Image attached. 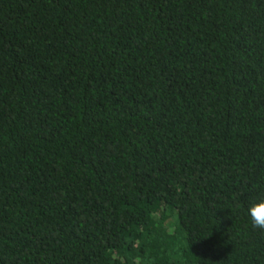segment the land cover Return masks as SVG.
I'll return each instance as SVG.
<instances>
[{
	"label": "trees",
	"instance_id": "obj_1",
	"mask_svg": "<svg viewBox=\"0 0 264 264\" xmlns=\"http://www.w3.org/2000/svg\"><path fill=\"white\" fill-rule=\"evenodd\" d=\"M264 0H0V264H264Z\"/></svg>",
	"mask_w": 264,
	"mask_h": 264
},
{
	"label": "clouds",
	"instance_id": "obj_2",
	"mask_svg": "<svg viewBox=\"0 0 264 264\" xmlns=\"http://www.w3.org/2000/svg\"><path fill=\"white\" fill-rule=\"evenodd\" d=\"M244 212L251 227L264 232V198L250 203Z\"/></svg>",
	"mask_w": 264,
	"mask_h": 264
}]
</instances>
